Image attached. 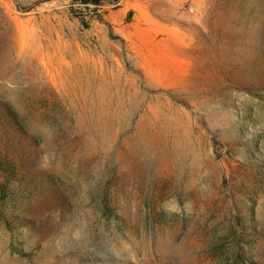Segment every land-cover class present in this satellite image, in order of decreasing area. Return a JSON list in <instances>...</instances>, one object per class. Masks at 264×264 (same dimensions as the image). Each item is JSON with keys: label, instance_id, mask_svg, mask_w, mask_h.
<instances>
[{"label": "rangeland", "instance_id": "374dc122", "mask_svg": "<svg viewBox=\"0 0 264 264\" xmlns=\"http://www.w3.org/2000/svg\"><path fill=\"white\" fill-rule=\"evenodd\" d=\"M0 169V264H264V0H0Z\"/></svg>", "mask_w": 264, "mask_h": 264}, {"label": "trees", "instance_id": "16d2710c", "mask_svg": "<svg viewBox=\"0 0 264 264\" xmlns=\"http://www.w3.org/2000/svg\"><path fill=\"white\" fill-rule=\"evenodd\" d=\"M9 161H7V163H8ZM0 171H1V169H0Z\"/></svg>", "mask_w": 264, "mask_h": 264}]
</instances>
